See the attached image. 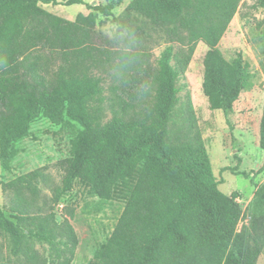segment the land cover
Returning a JSON list of instances; mask_svg holds the SVG:
<instances>
[{
	"label": "trees",
	"instance_id": "trees-1",
	"mask_svg": "<svg viewBox=\"0 0 264 264\" xmlns=\"http://www.w3.org/2000/svg\"><path fill=\"white\" fill-rule=\"evenodd\" d=\"M123 1L0 0L2 167L12 170L23 151L19 143L40 116L55 125H80L70 156L59 163L66 188L52 186L44 169L1 181L10 215L0 204V237L21 264H72L79 244L71 222L76 209L66 206L59 221L55 208L74 183L101 201L125 203L97 264H257L264 248V184L254 213L239 227L245 217L239 193L219 189L191 99L179 109L178 81L201 41L208 47L204 93L232 128L235 102L253 74L241 53L228 60L219 43L242 0H131L127 13L186 46H167L155 66L141 59L145 53L111 50L97 35L98 15L114 16ZM62 2L90 12L69 20L43 7ZM107 66L124 86L104 121L103 77L95 71ZM141 81L138 97L134 89ZM260 144L264 149V107ZM230 169L254 179L238 166ZM31 241L47 244L51 255ZM12 262L0 246V263Z\"/></svg>",
	"mask_w": 264,
	"mask_h": 264
},
{
	"label": "rangeland",
	"instance_id": "rangeland-1",
	"mask_svg": "<svg viewBox=\"0 0 264 264\" xmlns=\"http://www.w3.org/2000/svg\"><path fill=\"white\" fill-rule=\"evenodd\" d=\"M85 1L97 5L110 0ZM130 1L124 0L115 9L114 16L98 15L96 32L102 37V45L114 51L143 52L145 54L141 59L152 66L156 65L157 59L167 46L173 45L175 51L186 48L179 42H169L164 31L155 28L138 14L127 13L126 7ZM43 7L69 20H75L79 13L90 12L83 4L66 5L62 2L43 4ZM219 48L228 60L241 53L249 62L253 74L252 85L245 88L235 102L231 116L232 128L224 113L214 109L204 93V57L208 47L201 41L197 43L191 62L178 81L179 109L184 107L188 98L191 99L197 129L208 151L214 174L220 182L219 189L227 195L239 193L237 200L245 212L239 225L241 227L254 213L253 201L257 188L264 184V149L260 144V124L264 107V5L260 0L240 2L238 11L220 40ZM95 74L103 77L104 121H108L112 117L111 106L118 100L116 93H121L124 84L115 75V70L108 66L105 70H96ZM138 77L144 80V72H140ZM142 82L134 89L138 97L141 96ZM79 129L80 125L74 121L55 125L43 116L33 122L31 136L19 143L23 151L13 160L12 170L6 171L0 162V204L7 216L10 215V197L3 190L1 181H9L35 169H44L51 178L52 186L66 188L63 183L65 173L59 163L70 156L71 143ZM236 156L242 158L240 163ZM236 166L237 172H251L254 179L233 173L230 168ZM44 192L51 195L49 188H45ZM66 206L76 209L71 222L79 244L72 264H97L125 203L101 201L99 197L88 194L79 184L73 183L55 208L59 221L66 214ZM31 242L46 257L51 255L47 244ZM0 246L2 254L12 258L11 264H21V260H15L12 256L8 239L0 237ZM257 264H264V248Z\"/></svg>",
	"mask_w": 264,
	"mask_h": 264
}]
</instances>
